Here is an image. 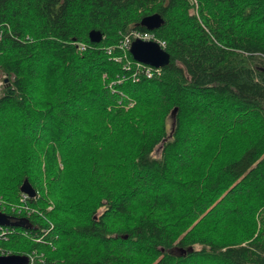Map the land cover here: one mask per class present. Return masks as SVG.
Listing matches in <instances>:
<instances>
[{
    "label": "trees",
    "instance_id": "1",
    "mask_svg": "<svg viewBox=\"0 0 264 264\" xmlns=\"http://www.w3.org/2000/svg\"><path fill=\"white\" fill-rule=\"evenodd\" d=\"M0 73V254L264 264V0H0Z\"/></svg>",
    "mask_w": 264,
    "mask_h": 264
},
{
    "label": "water",
    "instance_id": "2",
    "mask_svg": "<svg viewBox=\"0 0 264 264\" xmlns=\"http://www.w3.org/2000/svg\"><path fill=\"white\" fill-rule=\"evenodd\" d=\"M162 23V18L157 13L142 16L139 24L146 30H153ZM88 40L90 42H98L101 39V33L98 30L91 29L88 31ZM128 52L132 59L147 64L152 67L160 68L165 66L169 61V56L155 41L142 40L134 38L130 41ZM174 109L171 111L173 114ZM19 191L26 194L28 197L34 195V190L26 179L22 181L19 186ZM29 226L25 219L12 220L8 215L0 211V225L1 226ZM27 257L20 254H0V264H26Z\"/></svg>",
    "mask_w": 264,
    "mask_h": 264
},
{
    "label": "built area",
    "instance_id": "3",
    "mask_svg": "<svg viewBox=\"0 0 264 264\" xmlns=\"http://www.w3.org/2000/svg\"><path fill=\"white\" fill-rule=\"evenodd\" d=\"M190 2L192 4H195V0H190ZM132 36H133V38H139V39H142V40H152V41H155L162 48L163 43L161 41H156V40L152 39L151 34H149L148 32H142V33H140V32H133L132 33ZM123 43L128 48L130 41H128V39L125 38L124 41H123ZM80 48H83V46H80ZM141 65H142V63H141ZM150 67H152V66H150ZM153 68L155 70L158 69L156 67H153ZM144 72H145V75L146 76H149L152 73V71L150 69H148V68H145L144 69ZM0 86H1V82H0ZM23 197H28V196L26 194L22 193V198ZM1 227H3V226L0 225V233L2 234V232H4V229L1 228Z\"/></svg>",
    "mask_w": 264,
    "mask_h": 264
},
{
    "label": "rangeland",
    "instance_id": "4",
    "mask_svg": "<svg viewBox=\"0 0 264 264\" xmlns=\"http://www.w3.org/2000/svg\"><path fill=\"white\" fill-rule=\"evenodd\" d=\"M2 74L0 73V82L2 83ZM167 126L169 127L171 124V117L168 116L167 120H166ZM158 153V147L155 148L154 150V154L157 155Z\"/></svg>",
    "mask_w": 264,
    "mask_h": 264
}]
</instances>
